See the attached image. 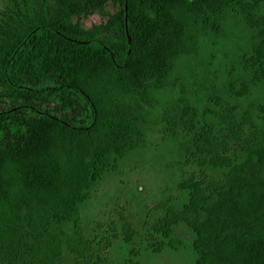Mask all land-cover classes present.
<instances>
[{
    "label": "trees",
    "instance_id": "trees-1",
    "mask_svg": "<svg viewBox=\"0 0 264 264\" xmlns=\"http://www.w3.org/2000/svg\"><path fill=\"white\" fill-rule=\"evenodd\" d=\"M157 128V203L95 220ZM184 251L264 264V0H0V264Z\"/></svg>",
    "mask_w": 264,
    "mask_h": 264
},
{
    "label": "rangeland",
    "instance_id": "rangeland-1",
    "mask_svg": "<svg viewBox=\"0 0 264 264\" xmlns=\"http://www.w3.org/2000/svg\"><path fill=\"white\" fill-rule=\"evenodd\" d=\"M113 8L107 6L103 15L95 13L81 17L79 23L86 29L107 21L113 14ZM76 21V19H75ZM158 129L147 139V149L134 157H130L121 172L105 181L96 191L91 207L95 220L100 223L114 220L117 213L128 214L139 219L141 215L152 208L159 199L161 186V167H155L154 158L162 145ZM161 168V169H160ZM139 189L140 194H136ZM147 263V262H146ZM193 257L188 251L180 253H165L150 257L148 264H192Z\"/></svg>",
    "mask_w": 264,
    "mask_h": 264
}]
</instances>
